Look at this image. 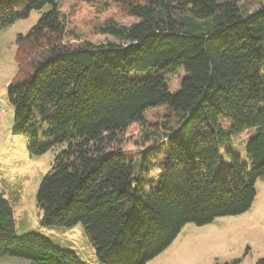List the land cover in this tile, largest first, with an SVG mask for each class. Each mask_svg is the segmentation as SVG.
Returning a JSON list of instances; mask_svg holds the SVG:
<instances>
[{
    "label": "trees",
    "instance_id": "trees-1",
    "mask_svg": "<svg viewBox=\"0 0 264 264\" xmlns=\"http://www.w3.org/2000/svg\"><path fill=\"white\" fill-rule=\"evenodd\" d=\"M60 1L0 0V30L52 8L17 37V71L8 86L13 132L28 136L30 154L60 149L36 195L41 226L82 225L99 264H148L187 224L248 212L264 180V0L254 12L248 0H112L138 22L95 26L118 42L98 45L70 42L79 37L67 29ZM180 69L186 75L171 94L166 78ZM160 107L169 120L161 129L146 126V114ZM135 124L148 143L167 141L169 169L181 168L182 182L166 184L160 175L145 191L154 156L142 153L133 162L122 150ZM251 129L249 163L226 151L228 178L217 179L221 147ZM2 257L85 264L42 235L20 236L0 193Z\"/></svg>",
    "mask_w": 264,
    "mask_h": 264
},
{
    "label": "rangeland",
    "instance_id": "rangeland-1",
    "mask_svg": "<svg viewBox=\"0 0 264 264\" xmlns=\"http://www.w3.org/2000/svg\"><path fill=\"white\" fill-rule=\"evenodd\" d=\"M260 2L261 0H248L245 5L254 12ZM51 9V6H46L41 10H33L27 18L18 19L0 30V193L13 210L14 226L20 236L42 235L57 248L76 253L85 264H99L94 247L82 225L73 229H46L41 226L43 212L37 205L36 195L42 180L51 171L60 149L33 156L29 152L28 136L16 135L13 132L16 123L14 110L8 100V86L17 71V37L26 35L41 16ZM59 9L67 16V29L75 32L74 37H79L69 38L72 44H80L82 41L97 45L118 44L112 36L99 34L95 26L108 20H114L123 26L138 22L122 15L112 0H61ZM185 75L184 70L180 69L166 78L171 94L180 90ZM164 116H168L167 107L149 111L145 116L146 126L156 125L161 129L160 123L169 120L163 119ZM144 132L146 130L138 124L130 127L125 134L122 150L127 159L133 162H137L142 153L154 156L153 167L146 178L153 184H147L145 191L154 189L159 183L156 181L160 175L164 176L166 184L182 182L181 168L169 169L165 157L167 141H164L165 147L161 142L153 145L145 139ZM255 133V129L245 131L221 147L222 156L216 170L217 179L228 178L229 159L225 155L226 151H232L242 162L249 163L246 142ZM41 138V143H45ZM256 191V199L248 212L240 216L217 218L212 224L205 226L187 224L173 243L148 264H257L258 260L264 257L263 179L257 181ZM0 264H27V261L2 257Z\"/></svg>",
    "mask_w": 264,
    "mask_h": 264
}]
</instances>
